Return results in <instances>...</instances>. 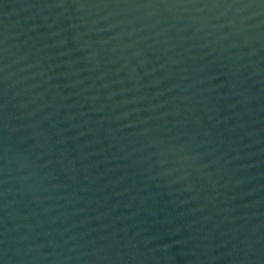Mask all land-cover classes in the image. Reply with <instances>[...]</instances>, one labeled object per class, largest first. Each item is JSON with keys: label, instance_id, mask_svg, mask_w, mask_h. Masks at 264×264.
<instances>
[{"label": "water", "instance_id": "1", "mask_svg": "<svg viewBox=\"0 0 264 264\" xmlns=\"http://www.w3.org/2000/svg\"><path fill=\"white\" fill-rule=\"evenodd\" d=\"M0 264H264V0H0Z\"/></svg>", "mask_w": 264, "mask_h": 264}]
</instances>
